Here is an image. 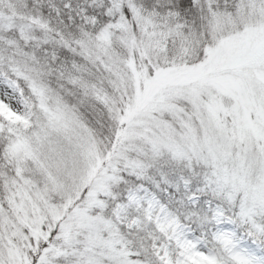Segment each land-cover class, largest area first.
Instances as JSON below:
<instances>
[{
    "label": "snow or ice",
    "instance_id": "snow-or-ice-1",
    "mask_svg": "<svg viewBox=\"0 0 264 264\" xmlns=\"http://www.w3.org/2000/svg\"><path fill=\"white\" fill-rule=\"evenodd\" d=\"M0 264H264V0H0Z\"/></svg>",
    "mask_w": 264,
    "mask_h": 264
}]
</instances>
